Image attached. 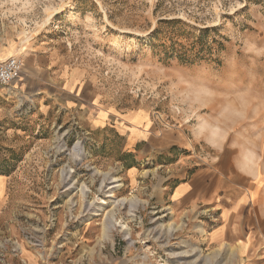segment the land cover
I'll return each mask as SVG.
<instances>
[{"label": "rangeland", "instance_id": "obj_1", "mask_svg": "<svg viewBox=\"0 0 264 264\" xmlns=\"http://www.w3.org/2000/svg\"><path fill=\"white\" fill-rule=\"evenodd\" d=\"M0 38L95 97L0 86V264H249L211 233L237 172L264 198V0H0Z\"/></svg>", "mask_w": 264, "mask_h": 264}, {"label": "crops", "instance_id": "obj_2", "mask_svg": "<svg viewBox=\"0 0 264 264\" xmlns=\"http://www.w3.org/2000/svg\"><path fill=\"white\" fill-rule=\"evenodd\" d=\"M16 50V43L2 41L0 38V63L14 56ZM21 55L25 57V61L28 59V64L24 75L20 77L21 80L11 86V93L20 97H31L38 93L41 86L50 84L48 79L52 84L60 83L59 86H56L58 89H53L48 94L60 97L59 102L62 99L65 103L77 101L81 104L84 101L94 100L95 97L90 95L89 85L83 81L80 73L71 69L67 70L65 66H59L52 58L56 56L46 47H36L34 51L26 53L23 51ZM24 68L25 64L23 71ZM31 68L33 73L27 72V70L31 71ZM85 96L88 98L84 99ZM102 118H107L103 112H94L92 124L101 123ZM237 173L239 175L229 179V183H232L234 188L238 187L239 193L236 192V195L231 196L218 195L215 200L214 205L219 212V224L212 231L211 236L217 242L241 244L239 247L242 253L246 251L251 255L249 264H264V198L261 200V204L256 198L258 181L254 182L252 176L246 175L245 172ZM253 174L255 175L256 172L254 171ZM190 190L189 184L181 183L177 185L173 195L181 200L190 193ZM260 206L263 208H259Z\"/></svg>", "mask_w": 264, "mask_h": 264}, {"label": "built area", "instance_id": "obj_3", "mask_svg": "<svg viewBox=\"0 0 264 264\" xmlns=\"http://www.w3.org/2000/svg\"><path fill=\"white\" fill-rule=\"evenodd\" d=\"M22 68L20 56H11L0 63V86L8 87L19 79Z\"/></svg>", "mask_w": 264, "mask_h": 264}, {"label": "bare ground", "instance_id": "obj_4", "mask_svg": "<svg viewBox=\"0 0 264 264\" xmlns=\"http://www.w3.org/2000/svg\"><path fill=\"white\" fill-rule=\"evenodd\" d=\"M21 53H23V51H22V50L20 51V54H21ZM22 69H23V63H22V68H21V70H22ZM21 73H22V71H21ZM20 75H21V74H20ZM19 78H20V77H19ZM17 81H18V80H17ZM200 231H201V233H202V234L204 233V230H203V228H200Z\"/></svg>", "mask_w": 264, "mask_h": 264}]
</instances>
